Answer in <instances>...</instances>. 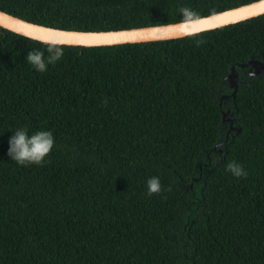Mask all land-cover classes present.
<instances>
[{"label":"trees","instance_id":"1","mask_svg":"<svg viewBox=\"0 0 264 264\" xmlns=\"http://www.w3.org/2000/svg\"><path fill=\"white\" fill-rule=\"evenodd\" d=\"M253 1L0 0V10L109 31ZM47 44L0 27V264H264V73L238 69L222 99L230 67L264 52V15L166 41L60 45L41 73L26 58ZM228 109L239 133L222 121ZM17 129L52 132L41 165L8 155ZM233 161L246 178L226 171ZM152 177L163 190L150 196Z\"/></svg>","mask_w":264,"mask_h":264},{"label":"water","instance_id":"2","mask_svg":"<svg viewBox=\"0 0 264 264\" xmlns=\"http://www.w3.org/2000/svg\"><path fill=\"white\" fill-rule=\"evenodd\" d=\"M261 15H264V0H256L235 8L192 19L191 21L121 30L80 31L36 24L0 10V27L20 36L43 43L79 47H100L178 39L236 24ZM238 69L245 71L249 77L261 75L264 73V52L256 56H251L246 62L237 63L230 67L226 80L228 87L232 89V93L224 96V99L234 97L239 87ZM229 112L228 109L222 113V121H225ZM226 121L229 123L228 132H240V128L234 125L235 121L233 118H227ZM226 140L227 136L221 145L225 144Z\"/></svg>","mask_w":264,"mask_h":264},{"label":"clouds","instance_id":"3","mask_svg":"<svg viewBox=\"0 0 264 264\" xmlns=\"http://www.w3.org/2000/svg\"><path fill=\"white\" fill-rule=\"evenodd\" d=\"M181 13L185 21H191L196 14L188 9L182 8ZM45 50H31L26 61L37 71L43 73L48 65L55 64L63 57L62 46L49 43ZM54 147V137L51 131H37L29 136L27 129H17L9 140L8 155L17 164L41 165L44 159L50 154ZM226 171L230 172L236 178H246L247 172L239 163L233 161L227 164ZM162 185L158 177H152L147 181L148 195L159 194L162 191Z\"/></svg>","mask_w":264,"mask_h":264},{"label":"flooded vegetation","instance_id":"4","mask_svg":"<svg viewBox=\"0 0 264 264\" xmlns=\"http://www.w3.org/2000/svg\"><path fill=\"white\" fill-rule=\"evenodd\" d=\"M224 96H228V95H224ZM224 96L222 97V99H224ZM224 100H225V101H228L229 99H226V98H225ZM226 117H227V116H226ZM227 118H228V117H227ZM227 118H226V119H227Z\"/></svg>","mask_w":264,"mask_h":264}]
</instances>
